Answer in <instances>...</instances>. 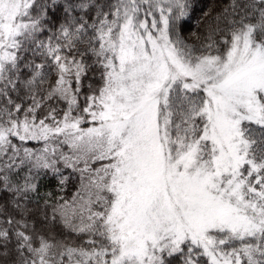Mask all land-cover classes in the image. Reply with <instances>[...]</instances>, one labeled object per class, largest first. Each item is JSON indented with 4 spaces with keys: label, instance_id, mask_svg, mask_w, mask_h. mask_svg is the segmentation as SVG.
I'll return each mask as SVG.
<instances>
[{
    "label": "snow or ice",
    "instance_id": "snow-or-ice-1",
    "mask_svg": "<svg viewBox=\"0 0 264 264\" xmlns=\"http://www.w3.org/2000/svg\"><path fill=\"white\" fill-rule=\"evenodd\" d=\"M198 3L0 0V264H264V0Z\"/></svg>",
    "mask_w": 264,
    "mask_h": 264
},
{
    "label": "trees",
    "instance_id": "trees-1",
    "mask_svg": "<svg viewBox=\"0 0 264 264\" xmlns=\"http://www.w3.org/2000/svg\"><path fill=\"white\" fill-rule=\"evenodd\" d=\"M210 5H211V0H199L196 12L193 14L192 19L185 26L184 34L186 36H189L191 34V32L198 31V30L202 29L203 18H202V12L200 9L204 8L206 6H210ZM72 187H73L72 185H69V189H68L69 194L72 191ZM46 190L55 191V189L51 185H49L47 182H45L44 185L41 187V192H44Z\"/></svg>",
    "mask_w": 264,
    "mask_h": 264
}]
</instances>
